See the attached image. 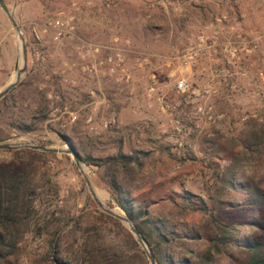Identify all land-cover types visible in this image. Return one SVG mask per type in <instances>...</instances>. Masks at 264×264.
<instances>
[{
    "label": "rangeland",
    "instance_id": "374dc122",
    "mask_svg": "<svg viewBox=\"0 0 264 264\" xmlns=\"http://www.w3.org/2000/svg\"><path fill=\"white\" fill-rule=\"evenodd\" d=\"M2 2L22 36L25 68L0 114L34 123L25 135L3 126L11 137L4 142L70 148L59 138L65 135L80 159L118 148L146 155L128 190L151 217L183 218L203 236L200 209L213 206L234 224L238 242L247 236L264 245V185L258 206L244 201V183L264 176V154L244 151L248 126L264 123V0ZM18 53L0 9V90L20 69ZM179 79L189 91L209 92H178ZM33 108L42 112L31 119ZM26 150H0V167L21 168L35 188L27 230L11 235L20 238L7 264H53L54 248L72 260L89 237L131 251L128 229L98 209L70 155ZM82 168L97 200L124 216L100 173ZM231 173L235 188L226 184ZM217 201L235 207L224 211ZM201 238L184 246L202 253ZM243 251L228 245L213 264H231Z\"/></svg>",
    "mask_w": 264,
    "mask_h": 264
},
{
    "label": "trees",
    "instance_id": "16d2710c",
    "mask_svg": "<svg viewBox=\"0 0 264 264\" xmlns=\"http://www.w3.org/2000/svg\"><path fill=\"white\" fill-rule=\"evenodd\" d=\"M17 85L9 93L17 90ZM5 96L0 99V104ZM42 110L33 108L31 119H34ZM1 115L0 117V143L11 137L2 134V127L10 128L17 135L29 134L34 130V123H23L15 116ZM245 132L244 151L261 155L264 154V123L248 126ZM60 140L67 144L77 155V151L65 135H59ZM30 154H40L26 150ZM78 156V155H77ZM79 157V156H78ZM80 158V157H79ZM146 155H128L117 152L104 158H92L86 156L80 160L86 167L93 168L100 173V180L109 192L110 200L114 203L124 216L132 223L134 229L148 245L155 264H213L216 256L223 255L228 245L241 246L244 251L242 257L232 260L231 264H264V245L254 238L244 236L240 242L236 240L234 224L229 223L226 218L218 215L213 206L205 209L202 214L206 216V231L203 236L195 229L193 224H188L183 218L170 221L162 217H151L149 206H137L128 190V184L133 182V175L139 174L142 170ZM122 178H126L127 182ZM234 175L231 173L226 184L235 188L232 184ZM261 185H264V176L256 182L244 183L247 191V206H258L263 197ZM33 195L35 188L27 173L21 168L5 169L0 167V264H7L8 258L16 253V245L20 237H11L13 233H22L27 230L28 217L33 208ZM157 200H164L159 197ZM183 201H187L182 197ZM171 205H176L174 199H167ZM222 205L223 201H217ZM225 203V204H224ZM235 203L223 202V210L233 209ZM183 211V209L181 210ZM109 218V217H108ZM113 222L122 228L117 220ZM127 243L131 245L128 253L121 247L109 245L105 242H98L89 237L83 244L82 252L74 259L68 260L59 257L57 249H53V264H148L146 256L133 239L131 234L125 230ZM201 237H204L205 244L202 253L195 252L192 248L184 246L185 243L198 244ZM57 248V245H55Z\"/></svg>",
    "mask_w": 264,
    "mask_h": 264
},
{
    "label": "water",
    "instance_id": "95a60500",
    "mask_svg": "<svg viewBox=\"0 0 264 264\" xmlns=\"http://www.w3.org/2000/svg\"><path fill=\"white\" fill-rule=\"evenodd\" d=\"M0 9L1 11L5 14L7 17L12 29L14 30L17 39H18V48H19V53H18V61L20 63V69H17L16 67L14 68V76L13 79L10 83L5 85L1 90H0V99L5 96L10 90H12L16 84L18 83L20 75L24 72L25 68V50H24V44H23V39L22 36L18 30V26L14 22L12 12L6 7V5L0 0ZM18 149H28V150H33V151H38V152H43V153H53V154H66L70 155L75 166L77 167L81 178L84 182V185L98 207L104 214L108 215L109 217L119 221L123 225L126 226L130 234L132 235L133 239L137 242V244L141 247L143 250L148 264H155L153 255L146 244V242L142 239V237L137 233V231L134 229L132 223L125 217L118 215L114 212H112L110 209H106L96 198L95 193L85 176V173L82 168V162L80 158L74 153V151L70 148H56V149H51V148H46L42 146H35V145H30V144H20V143H11V142H4L0 143V150H18Z\"/></svg>",
    "mask_w": 264,
    "mask_h": 264
},
{
    "label": "built area",
    "instance_id": "2783aa9c",
    "mask_svg": "<svg viewBox=\"0 0 264 264\" xmlns=\"http://www.w3.org/2000/svg\"><path fill=\"white\" fill-rule=\"evenodd\" d=\"M189 85L185 82L184 79H179L178 81H176L175 83V89L178 91V92H181V93H190L191 95H203V94H207L209 91L208 89H200V90H197V89H191L192 91H189Z\"/></svg>",
    "mask_w": 264,
    "mask_h": 264
},
{
    "label": "bare ground",
    "instance_id": "6f19581e",
    "mask_svg": "<svg viewBox=\"0 0 264 264\" xmlns=\"http://www.w3.org/2000/svg\"><path fill=\"white\" fill-rule=\"evenodd\" d=\"M113 212V211H112ZM115 213V212H114Z\"/></svg>",
    "mask_w": 264,
    "mask_h": 264
}]
</instances>
